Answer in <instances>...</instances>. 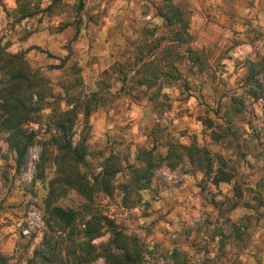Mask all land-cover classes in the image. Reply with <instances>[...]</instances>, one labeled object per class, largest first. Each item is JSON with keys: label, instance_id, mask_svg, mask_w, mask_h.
Returning <instances> with one entry per match:
<instances>
[{"label": "rangeland", "instance_id": "rangeland-1", "mask_svg": "<svg viewBox=\"0 0 264 264\" xmlns=\"http://www.w3.org/2000/svg\"><path fill=\"white\" fill-rule=\"evenodd\" d=\"M54 1L0 0V45L11 54L23 53L33 70L49 78L57 96L64 98L74 81V64L81 68L83 82L76 91L99 92L102 100L90 118L89 156L82 172L90 179L98 176L111 154L127 167L137 164L139 148L156 145L164 152L169 142H195L224 157L239 187L234 189L235 182L215 186L188 165L174 172L162 168L152 188L142 192L141 204L131 206L123 202L119 188L129 176L125 169L112 196H96L94 210L142 244V264H264V199L253 193L264 179V73L259 99L248 96L244 84L248 63L264 59V0H173L188 12L190 45L205 59L204 72L191 68L186 59L178 62L176 53L184 55L186 48L172 46L156 0ZM32 37L40 38L43 46L26 48ZM50 41L65 42L63 57L58 49L46 47ZM136 53L144 58L138 66ZM63 61L64 68L50 69ZM146 62L166 72L175 66L177 78L160 80L152 89L139 85ZM232 97L243 103L242 114L233 117L236 138L216 142L206 122L222 124ZM60 105L66 110L64 102ZM135 109L137 122L116 130L103 127L112 111ZM50 115L51 109H44L37 123L28 125L36 142L21 167L6 143L7 135L0 133V252L9 264H39L34 252L46 235L62 252L71 243L46 224L48 184L56 176V150L49 145L56 130ZM98 125L102 129L95 131ZM83 129L80 117L75 143ZM43 154L41 178L38 165ZM55 205L84 214L87 202L70 190ZM84 229L80 219L74 227L77 244L86 243ZM110 239L106 232L92 243L96 250L89 264H106L103 254Z\"/></svg>", "mask_w": 264, "mask_h": 264}, {"label": "trees", "instance_id": "trees-1", "mask_svg": "<svg viewBox=\"0 0 264 264\" xmlns=\"http://www.w3.org/2000/svg\"><path fill=\"white\" fill-rule=\"evenodd\" d=\"M61 1L54 2L57 4ZM156 1L157 15L164 21L165 28L172 35V46L186 48L184 55L176 53L178 62L186 59L187 63L191 64V68L204 72L208 68L205 59L190 45V23L186 9L173 0ZM80 7L82 10L83 5L81 4ZM48 56L52 57L50 54ZM136 62L137 66L139 62H144L141 53H136ZM64 64L63 61L62 64L53 65L50 69H62ZM142 68L139 73L143 75V78L138 84L149 89L157 87L160 80L176 79L179 73L175 66H171L170 71L166 72L153 62L144 63ZM71 71L74 81L66 87V95L62 98L52 93L49 78L42 71L33 70L23 53L11 54L0 45V133L7 135L6 143L16 155L18 167H21L29 148L36 142V135L28 131V125L36 124L38 116L44 109H51V115L48 118L51 126L56 130L49 144L56 150L53 159L56 176L48 184L49 192L45 201V212L48 216L46 224L49 229H57L67 235L71 243L62 252L57 244L51 241L52 237L46 235L42 247L34 252V258L39 261V264H89L92 261L90 257L96 250L92 243L109 232L111 239L103 254L106 264H142L144 254L142 244L135 238L126 237L113 219L104 217L94 210L97 195L112 196L116 190V179L125 169H128L129 176L125 183L119 185V188L123 195V202L131 206L141 204L142 192L152 188L156 172L162 168L174 172L182 165H188L192 172L202 173L213 185L235 182L234 189L238 190L235 175L228 170L227 162L222 155L214 154L195 142L189 146L169 142L162 147L164 152L158 151L156 145H153L151 149L139 148L137 164L132 166L124 167L122 160L117 155L111 154L105 159L101 173L91 179L88 178L82 172L81 166L89 156L90 118L100 106L102 97L97 91L77 92L76 90L83 86L80 77L81 68L74 64ZM263 73L264 59L248 63L244 84L251 98L259 99L263 94L261 82ZM62 102L65 103L66 110L61 109ZM242 105L240 99L232 97L226 117H221L222 124L206 122V127L213 129L214 141L220 142L234 136L236 138L233 117L242 114ZM80 117H82L84 129L75 143L74 130ZM45 162L43 154L42 161L38 165L41 178L44 176ZM70 190L77 192L86 200L84 214L55 205V201ZM262 191H264V179L253 191L261 201L264 199ZM238 196H240L239 193ZM80 219L85 225V229L81 231L85 245L77 244L74 240L76 236L74 227ZM0 264H9V258L1 252Z\"/></svg>", "mask_w": 264, "mask_h": 264}, {"label": "crops", "instance_id": "crops-1", "mask_svg": "<svg viewBox=\"0 0 264 264\" xmlns=\"http://www.w3.org/2000/svg\"><path fill=\"white\" fill-rule=\"evenodd\" d=\"M58 39L60 38V35L57 37ZM36 41V42H35ZM46 45V47H48L49 50H54V49H58V51L62 52V54L60 55V58L64 56L63 53V49L62 47H64L65 42L62 43L61 45H58V43H56L55 41H50L48 42ZM33 45H39V46H43V42L41 41L40 38L38 37H32L28 42H26L25 47L27 48L28 46H33ZM51 52V51H50ZM50 64H54V62L50 63ZM139 114V110L135 109L132 111H128V110H117L116 111H112L110 113V115H106V121H104L103 123V127H107V128H111V129H117L120 128L121 126H125L127 122L129 121H136L137 122V117L139 118V116H137ZM118 120V121H116ZM137 125H134L133 127L135 128ZM96 129L101 130L102 128L98 125L96 126V128L94 127V130L96 131ZM111 133V131H110ZM125 136V135H123ZM127 137V135H126ZM127 144H129V141L127 142ZM187 146V145H186Z\"/></svg>", "mask_w": 264, "mask_h": 264}]
</instances>
